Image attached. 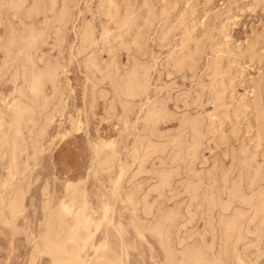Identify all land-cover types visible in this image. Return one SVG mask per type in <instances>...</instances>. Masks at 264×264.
<instances>
[{
  "label": "bare ground",
  "instance_id": "obj_1",
  "mask_svg": "<svg viewBox=\"0 0 264 264\" xmlns=\"http://www.w3.org/2000/svg\"><path fill=\"white\" fill-rule=\"evenodd\" d=\"M78 2V0H31L30 5L24 6L23 0L6 1L8 15L14 19L18 18L19 21L18 23L14 19L16 23L9 21L4 28V34L0 37V54L3 55L0 64V83L10 77L14 85V92L2 98L3 103L0 105V159L8 158L6 174L2 176L4 179L0 180L1 229H5L4 231L9 229L25 236L26 241L31 244L30 264H35L43 257L48 258L49 264H133L132 253L139 250L138 244L148 243L149 238L155 239L161 252L158 259L154 247H150V257L152 256L151 261L153 260L154 264H249L256 253H252L253 249L261 251L264 239L263 167L257 166L253 153L242 146L233 152V164L230 168L218 172L216 167L198 173L194 167L197 153L205 139V129L220 132L215 123L220 120V114H226L225 116L228 114L225 82L222 77L223 58L220 57L223 50L219 44L212 40L209 43L212 59L207 62L205 74L211 79L210 89L202 86L201 93L194 95L192 100L189 98L191 103L187 105L196 106L197 109L203 108L205 90H209L208 95L206 94L207 102L212 104L215 110L212 111L213 115L206 118L209 123L204 116L191 113L177 118L169 111L167 102L156 98L152 100L149 96L154 64L143 62L139 56H146L144 53L148 48L149 33L154 30L157 22L164 23V19L170 13L172 4L168 1L158 11L147 9L143 13L136 11L135 14L130 8L120 10L113 0H101L97 13L100 19L105 20H102L103 22L100 20L99 26L92 19L82 23L79 29L76 27V51L73 53L70 48L71 53L83 56V68L88 76L92 75L90 78L97 83L100 81L103 84L107 81L106 83L110 84L108 85L111 86L113 92L111 89L110 91L116 103L114 101L109 103L108 111L116 116L117 106L120 105L123 110L122 118L118 116L120 120L122 119L126 131H129L126 132V140L131 137L133 139L132 163L137 170L129 175L130 179L126 181L130 173L127 168H120L116 179L111 180L113 184L110 182L113 186V200L107 199L100 203L102 206L98 209L101 210L100 215L90 207L85 195L80 197L79 200L82 199L80 203L76 202L78 198L67 200L68 195L67 199L63 196L54 203L55 205L46 200L42 206L43 220L40 227L35 231L30 226L31 222L26 219L28 208L25 203L30 182L24 183V176L31 169V164L36 161L38 153L43 150L41 141L54 118L52 109L56 111V104H61L55 103L63 68L58 62L60 58L52 60L54 56L49 59L41 56L40 47L42 48L41 45L51 38L53 45L61 52L68 39L69 25H72L76 20L75 16L78 15L76 11ZM94 15L92 13V18ZM183 20L179 17L175 22L165 21L161 30L157 31L159 33L156 34L155 42L162 47L169 45L170 38L182 26ZM4 22L0 20V23ZM125 36L133 39L123 40ZM207 36V33L204 34L206 39L195 44L192 50H189L188 43L184 44L187 39L182 40V51L183 49L188 51L184 50L185 53L178 54L179 57L175 59L168 58L166 66L172 65L175 70L185 68L187 71H194V67L205 53L206 42L210 40ZM116 45L120 46L121 51L125 50L128 53L133 51V57L131 58L129 54L130 60L127 58L128 61L122 63L120 57L116 56L115 52L112 53ZM100 47L102 49L107 47L109 59L102 58L103 54H99ZM73 57L77 58L71 54V60ZM90 78H87L90 80L88 82L93 81ZM19 80L22 83L20 86ZM97 83L92 82L94 88H91L95 89L99 85ZM50 87L51 94L48 92ZM104 95L107 97L106 94L102 96ZM117 103L119 105H115ZM136 109L140 110L138 115L135 113ZM135 114L138 118L134 116L133 119L132 115ZM173 120L178 121V127L174 131H163L161 126ZM256 125L258 130H263L258 117ZM260 131L258 133L261 134ZM96 153L98 171L110 178L118 161L116 146L111 142L104 143ZM181 168L188 175L181 188L189 201L187 200L188 204L184 202L185 206L176 202L171 206L169 203L176 198L171 189L176 177L180 175ZM141 176H150V180L156 181L155 186L153 185L145 195L142 194L143 188L138 185L140 183L137 179ZM126 184L132 185L127 193ZM81 192L85 194L84 190ZM167 192L172 194L171 198L166 197ZM152 193L156 194L154 202L149 199ZM43 194L44 197L49 195L46 190ZM120 197L123 199L120 201L121 204H124L125 198L130 204L133 218L129 223H126L115 208ZM197 213L202 219H206L205 228L198 233L185 232L186 225L182 223H186L184 220L187 218L195 219ZM21 218L26 219L23 226L19 225ZM130 229H133L136 241L132 238ZM208 234L210 239L207 238Z\"/></svg>",
  "mask_w": 264,
  "mask_h": 264
},
{
  "label": "rangeland",
  "instance_id": "obj_2",
  "mask_svg": "<svg viewBox=\"0 0 264 264\" xmlns=\"http://www.w3.org/2000/svg\"><path fill=\"white\" fill-rule=\"evenodd\" d=\"M6 1L8 2L10 0H0V16L2 15L0 20L2 22L5 21L4 23H0V37L4 34L3 32L5 26L10 23L9 21H13L14 19L11 15H8L9 13L6 11L8 4ZM23 1L25 4H23L24 6H28L31 3V0ZM78 1V8L76 10L78 15L75 16L76 20L72 23V25H69L68 39L64 44V49L62 48L63 55L62 50L59 52V49L53 45L54 42L51 38L47 39L46 42L41 45L42 48L40 47L41 56H46L45 58L47 59H49V57L53 58L54 56L52 60H57L58 58L56 57L61 59H58V62L63 67L61 73L63 76L61 75L60 77L59 82L61 83L58 84L59 90L57 92V101L55 100V103L60 102L61 104H56V111L52 109L54 121L52 120V123L46 131L47 133L45 137L42 138L43 141H41V150H43L40 154L38 153L36 161L34 164H31V169L25 173V179L23 178L24 183L30 182L31 184H29L30 188L25 201L26 207L28 208V211H26V219L28 222H31L30 226L35 231L40 227L41 221L43 220L42 206L46 200L51 201V204L55 205L54 203H57V201L63 198V196L67 199L69 195L67 200H72V198L76 200L78 198L76 202L80 203V201H82V199L79 200L80 197L82 198V196L85 195V198L91 205L89 206L93 208L95 212L97 211L98 215H100L101 210L98 209L102 207L101 204L103 201L105 202L107 199L113 200L112 181L114 178L116 179L120 168L125 167L127 168L128 173H130H127L128 175L126 177V181H129L130 176L137 170L136 166L132 163L133 153L131 150V144L133 139L131 137L130 139L128 138L129 140H126V132L128 133L129 131H126V128H124V125L121 122L122 119H119V116L122 118L121 116L123 110L117 103L115 105L119 106H117L116 109V116L112 115L114 113H111V111H108L109 103L114 101V97H112L113 94H111V86L109 87L110 84L106 83L107 81L101 84V82L97 79L100 82H98L99 85H97V81L90 78L91 74L88 76L85 68H83V56L80 57L73 54L74 51H76L75 46L77 43V39L75 40L76 27L79 29V26L83 25L82 23L88 22V20L90 21L92 19L95 24L99 26V24H101L100 22L105 20L103 18L100 19L97 13L99 12L98 7L101 0ZM166 1L171 3L173 8H171L170 13L167 15L168 18L166 17L168 19L167 21L175 22L176 19L180 17L181 20L184 19V23L182 22V26L172 35L173 37L170 38L169 45L162 47L155 42L156 36L159 33H157V31L161 30L163 24L167 22L166 18L164 19V23L160 21L159 24L157 22L153 28L154 32L152 31L148 35V48H146L147 50L144 49L148 54H146L145 51H142V53L145 52L144 54L146 56L139 57H141L143 62H147V64H154L152 67L153 70L151 71V90L149 96L152 100L156 98L167 102L169 111L175 114L177 118L182 117L183 114L187 113L200 116L202 115L205 119L208 115H213L212 111L215 110L214 106L207 102V93L209 92L207 89L205 90L206 92L203 99V108L197 109L195 108L196 106H191V109V107L187 105L191 103L194 95L199 94L202 86L205 85V88L210 89L211 79H209L208 76L206 77L205 74L207 71L206 68L208 67L207 62L212 59V56H210L211 51L209 49V43L211 40L214 43H218L219 47L223 50V53L221 52L222 54L219 53V55L221 54L220 57L223 58L222 68L224 75L222 77H224L225 82V101L228 105L227 113L229 115L227 114V116H225L226 114H220L221 117L219 118L221 121L219 120L215 123L216 128H220V132L219 130H216L217 132L208 131L207 128L205 129L206 131L204 130L206 133L203 142L204 145H201V149L197 153L198 155L194 164L195 170L198 173H201L216 167L217 171L224 168H230L233 164V152L241 148V146L247 148L253 153L256 159V165L263 167L264 170V1L113 0L116 6L121 8L120 10L130 8V10H133L135 14H137L138 11L139 13H143L147 9L158 11L160 7L166 3ZM138 7L141 9L139 10ZM92 13L93 15L94 13H97V16L94 15L95 17L92 18ZM14 21L18 23L19 19H14ZM184 24H186V26ZM186 29H188L187 32ZM206 33L208 34L207 37L210 40L206 42L205 53L202 59L198 62L197 66L194 67V71H187L185 68L184 70H175L172 68V65H169L170 67L166 66L168 58L170 59L171 57H174L173 59H175L179 57V55L188 51L187 49H183L185 52L182 51V40L185 38L187 40L189 39L188 41L186 40L184 44L188 43V46H190L189 50H192L193 47H195V44L201 43L206 39V37H204V34ZM126 38L133 39V37L128 36H125L122 39L126 40ZM117 46L118 45L113 48L114 50L112 53L115 52L116 54H114L120 57L119 60H121L122 63H126L128 59L130 60V56L131 58L133 57V51H130L129 53L125 50L121 51L120 46ZM70 48L73 53H71ZM107 50V47L104 49L101 47L99 48V54H103L100 55L104 60L109 59L110 54H108ZM71 54L77 58L73 57L71 60ZM2 58L3 55L0 54V64ZM87 78L93 79L92 82L97 83V87H95V89H92L94 88L92 87L93 84L92 82H88L90 80ZM20 81L21 80L18 81V86L22 84ZM10 92H14V85L10 77H7L0 83V105L3 103L2 98L9 96L11 94ZM48 92L51 94V87ZM59 92L61 93L59 94ZM103 94H106L107 97H105V95L102 96ZM189 98H191V100ZM184 102L185 104H183ZM137 109L135 113L138 115L140 110L138 111ZM136 114L132 115L133 119L135 118L134 116H137ZM257 117L261 121L262 131L257 128ZM136 118H138V116ZM136 121L137 120H135V122ZM206 121L208 120L206 119ZM71 122L74 126L73 124L71 126ZM132 122L134 123V121ZM208 123L206 122V124ZM177 124L178 121L173 120L169 123L163 124L161 127L165 132L174 131L178 127ZM138 126L140 127V125ZM259 131L261 134L258 133ZM258 134H260V136H258ZM258 139L259 141H257ZM108 142H111L116 146L118 159L115 167L116 169H114L116 173L113 171L110 177L112 179L109 177L107 178V174L98 171L99 169L97 166L98 159L96 152L104 143ZM29 151L32 152L31 150ZM29 154L31 155V153ZM7 163L8 158L0 159L1 181L4 179L3 177L6 174ZM184 173L185 170L181 168L180 175H178L179 177L177 176L174 181V186L171 190L174 192V195H176V198L169 203L171 206H173L175 202L182 205L184 204V206V202L188 204L189 198L186 194H183L184 190L181 188L182 184L188 179V175ZM149 177L150 176H141L137 179L138 183H140L138 184L140 185L139 187L143 188V195H145V193L156 184V181L150 180ZM130 187H132L131 184L130 186L129 184H126V193L130 190ZM45 190L50 196L47 195L44 197L43 193H45ZM71 190L74 191V194L70 192ZM83 190L85 194H82L81 191ZM78 194L81 195L78 196ZM166 197L171 198L172 194L167 192ZM149 199L151 202H154L156 194L152 193V196H150ZM122 200L121 197L117 200L115 208L118 209L117 213L120 212L119 214H121L127 221L126 223H129V221L133 218V214L129 206L130 204L126 198L124 199V204H121L120 201ZM119 209L123 211V214ZM197 214L195 215V219L189 220L187 218L184 220L186 223L182 224L186 225L184 229L185 232L198 233L205 228L206 219H202L201 215ZM26 219L21 218L19 220V225L21 224L20 226H23ZM0 230V264H30L31 244L26 241L25 236L18 233L16 234L9 229L4 231L5 229H1V226ZM130 232L132 238H134L133 229H130ZM208 237L210 239L209 234L207 235V238ZM135 239L136 238H134V241H136ZM138 240L139 239H137V241ZM154 240L149 238L148 243L142 242L141 240L140 241L142 243L137 242L140 243L137 245L140 246V248L138 247L139 250L132 253L131 259L133 264H139V262L140 264H154L153 260L151 261L152 256L150 257L151 251L149 250L151 246L154 247L155 253L158 255V259H160L159 255L161 252ZM261 248L262 250L259 252L253 249L254 252L252 253H256L252 256L249 264H264V239L261 243ZM35 264H49V261L47 257H43L38 259Z\"/></svg>",
  "mask_w": 264,
  "mask_h": 264
}]
</instances>
